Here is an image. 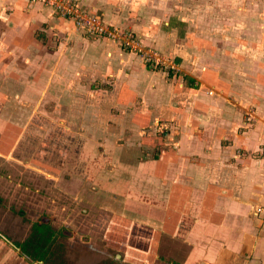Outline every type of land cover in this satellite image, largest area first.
Here are the masks:
<instances>
[{"label": "crops", "instance_id": "obj_1", "mask_svg": "<svg viewBox=\"0 0 264 264\" xmlns=\"http://www.w3.org/2000/svg\"><path fill=\"white\" fill-rule=\"evenodd\" d=\"M81 1L110 24L130 27L179 71L151 68L139 52L89 39L63 19L54 20V29L65 41L53 48L47 39L41 56L20 55L14 46L21 39L10 43L8 61L21 66L12 75L26 85L47 78L43 93L63 98L66 108L90 89L122 117V132L108 129L92 139L121 142L119 159L133 165H118L138 179L122 187L130 192L121 198L97 196L90 209L97 217L82 213L75 227L87 224L84 235L102 237L130 264H264V0H204L200 10L212 19L200 17L197 25L189 17L200 12L197 7L180 8L176 0L165 6ZM28 5L0 0V34L9 15L7 34L32 31L34 40L24 42L34 45V28L51 23L53 14ZM80 78L88 85L97 78L111 82L93 89ZM160 120L167 122L163 134L152 127ZM125 200L139 210L126 209ZM26 202L36 213L33 193Z\"/></svg>", "mask_w": 264, "mask_h": 264}, {"label": "rangeland", "instance_id": "obj_2", "mask_svg": "<svg viewBox=\"0 0 264 264\" xmlns=\"http://www.w3.org/2000/svg\"><path fill=\"white\" fill-rule=\"evenodd\" d=\"M21 1L28 6L37 3L46 7L53 14V20L34 28L37 39L34 45H26L28 39L34 40L32 31L15 36L7 34L12 32L7 27L11 20L9 15H5L6 30L0 34V187L3 182H8V188H0V264H130L123 260L121 251L104 245L102 237L90 232L84 235L87 224L79 223V227H75V219L82 213L88 215L87 219L89 215L97 217L90 212L97 196L114 194L121 198L130 192L122 187L138 179L130 172L125 173L124 167L118 165H133L132 161L119 159L122 149L118 151L116 146L121 142L115 141L110 145L92 139L94 133H106L108 129L122 132V117H117L118 111L105 106V95L94 94L90 89L77 94L72 105L66 108L63 98L43 93V81L47 78L41 83L26 85L25 80L14 76L21 66L8 61L12 47L9 45L21 39V47L14 46L20 55H30L33 51L36 56L42 55L44 42L48 40L50 47L58 48L65 37L54 29V20L63 19L89 39H106L122 49L139 52L151 68L175 72L179 71L175 68L178 63L171 62L156 49L145 47L130 27L110 24L104 15L81 0ZM146 1L165 6L163 2L166 0ZM176 1L180 8L197 7L201 15L189 14L190 18L196 19V25L201 24L200 17L212 19L205 7L200 10L204 0ZM97 25L103 26L107 32L100 31ZM0 30H3L1 22ZM48 31L49 36L44 35ZM128 39L133 40L134 46L127 43ZM76 75L82 77L79 73ZM80 80L88 85L86 78ZM110 80L97 78L89 85L93 89L107 88ZM251 107L249 104L246 106L248 114L254 111ZM166 123L163 120L155 123L152 126L154 132L163 134L168 131ZM102 145L105 150H101ZM109 147L112 154L106 151ZM113 153L115 157H112ZM237 153L242 155L243 151L238 148ZM32 193L38 202L36 213L26 202ZM124 207L139 210L128 205L126 200ZM45 224L51 225L52 232L35 228ZM17 244L20 249L15 247Z\"/></svg>", "mask_w": 264, "mask_h": 264}, {"label": "trees", "instance_id": "obj_3", "mask_svg": "<svg viewBox=\"0 0 264 264\" xmlns=\"http://www.w3.org/2000/svg\"><path fill=\"white\" fill-rule=\"evenodd\" d=\"M36 229L39 230V231H43V232H45L47 229H49L52 232V229H51V227L48 224H45V225H37L36 226Z\"/></svg>", "mask_w": 264, "mask_h": 264}, {"label": "built area", "instance_id": "obj_4", "mask_svg": "<svg viewBox=\"0 0 264 264\" xmlns=\"http://www.w3.org/2000/svg\"><path fill=\"white\" fill-rule=\"evenodd\" d=\"M66 15H67V13H65ZM69 14V13H68ZM97 28L100 30V31H102V32H107V30H105L104 29V27L103 26H101V25H97ZM107 34V33H106ZM127 43L128 44H131L132 46H134V42H133V40H131V39H128L127 40Z\"/></svg>", "mask_w": 264, "mask_h": 264}, {"label": "flooded vegetation", "instance_id": "obj_5", "mask_svg": "<svg viewBox=\"0 0 264 264\" xmlns=\"http://www.w3.org/2000/svg\"><path fill=\"white\" fill-rule=\"evenodd\" d=\"M39 224H41V223H39ZM48 225L51 226L50 224H48ZM35 228H36V226H35ZM15 247L18 248V249H20V248H19V247H20L19 244L15 245Z\"/></svg>", "mask_w": 264, "mask_h": 264}]
</instances>
